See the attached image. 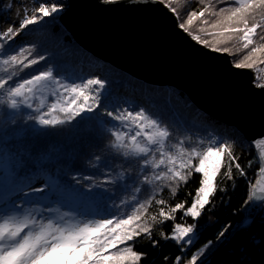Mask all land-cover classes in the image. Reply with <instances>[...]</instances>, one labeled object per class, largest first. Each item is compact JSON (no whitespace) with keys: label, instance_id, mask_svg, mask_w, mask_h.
<instances>
[{"label":"snow or ice","instance_id":"1","mask_svg":"<svg viewBox=\"0 0 264 264\" xmlns=\"http://www.w3.org/2000/svg\"><path fill=\"white\" fill-rule=\"evenodd\" d=\"M103 2L115 4L118 0ZM151 2L163 4L176 17L178 27L197 44L232 56V66L237 70L252 71V85L264 91V0H198L199 10L191 11H187L191 0ZM13 4L19 11L10 26L0 28V50L11 49L30 26L61 10L55 2L49 6L48 0H33L31 10L23 0H0V14L11 13ZM218 4L227 6L217 7ZM182 11L186 18H182ZM31 56V48L21 47L15 54L0 58V71L4 73L0 76V106L6 110L5 115L9 114L7 110L25 107L34 113L28 119L44 128L71 123L86 113L106 116L117 122L109 131L107 148L113 160L122 158V170L113 175L112 169L105 174L108 178L99 181L95 174L73 175L71 180L79 186L73 187L58 174L43 169L23 171L19 159L6 161L0 155V264H140L146 254L137 252L135 245L147 237L154 247L158 246L159 241L153 239L155 225L174 221L178 212L182 213L181 221L201 216L211 197L220 190L217 177L233 180V167L240 176H247L233 152L237 142L241 146L247 143L249 150L256 152L246 165L255 168L248 201H264V136L243 141L233 136L229 141L209 139L207 143L200 140L189 144L186 138L173 142L171 130L144 109L113 108L99 113L105 107L101 91L105 89L104 79L92 76L80 78V83H65L57 79L52 67H37L44 56ZM29 68L33 71L28 78L16 79L23 69ZM45 93L50 103L46 104ZM106 122L99 123L102 126ZM95 161L92 166L99 172L101 157L96 156ZM103 166L111 169L107 160ZM194 174H199L200 179L195 194L189 193L190 205L187 200L170 204L164 198H156L165 189L174 198ZM63 175L66 177L67 173ZM104 185L132 194L117 205L114 196L104 195L109 190ZM141 192L147 193L142 200L136 195ZM108 200L113 201L111 207L117 212L121 208L130 211L116 215L109 209L108 216L99 219H79L88 213H78L75 208L62 211L70 203H103L107 208ZM153 204L158 211L149 215ZM195 227L176 222L170 233L161 231L160 239L175 241L181 247L190 245ZM183 259L177 256L173 264H181ZM197 261L198 256L193 254L185 264Z\"/></svg>","mask_w":264,"mask_h":264},{"label":"trees","instance_id":"2","mask_svg":"<svg viewBox=\"0 0 264 264\" xmlns=\"http://www.w3.org/2000/svg\"><path fill=\"white\" fill-rule=\"evenodd\" d=\"M225 6L227 5H217ZM199 8L198 0H191L187 11ZM181 15L186 18L185 11ZM21 47L33 50L30 58L44 56L45 60L39 61L37 67L41 70L52 67L57 71V79H63L65 83H80V78L88 79L92 76L104 79L105 89L101 91L104 92L102 101L105 107L99 109L101 114L113 108L136 111L144 109L147 114L159 120L162 126L166 125L171 130L173 142L186 138L189 144L200 140L207 143L209 139L229 141L233 136L244 140L235 127L198 109L180 90L145 83L84 51L60 25L57 17L44 18L30 26L11 49L0 50V58L15 54ZM230 58L233 63V57ZM32 71L31 68L23 69L16 79L28 78ZM3 75L0 71V76ZM50 102L48 99V103ZM7 111L9 114L5 115L6 110L0 106V155L6 161L15 162L19 159L23 164V171L43 169L50 174L60 175L62 180H67L73 187H79L71 180L73 175L81 177L95 174V179L99 181L108 178L105 174L112 169L113 175L122 170V158L113 160L107 148L110 141L109 131L117 123L110 118L86 113L71 123L44 128L28 119L30 114H34L30 109L21 107L16 111ZM100 120L107 122L101 126ZM233 152L245 168L247 176H240L233 167V180H227L223 175L217 177L220 190L211 197L201 216L187 217L181 221L182 213L178 212L174 221L155 225L153 239L158 240L159 245L154 247L147 237L141 238L135 245L137 252L146 254L140 264H173L177 256H183L181 264H185L193 254L198 256L197 264H264V203L252 205L253 201H248L249 186L254 180L255 168L246 165L255 154L253 150H249L247 143L241 146L239 142L234 144ZM96 156L101 157L99 172L92 166L96 163ZM104 160L108 161L111 169L103 166ZM64 173H67L66 177ZM199 179V174H194L187 184L179 188L174 198L170 197L167 189L156 198H164L170 204L187 200L190 205L192 196L189 193L195 194ZM104 187L109 189L104 195L114 196L117 205L132 194L130 191H117L112 185ZM136 195L142 200L147 193ZM112 204L113 201L108 200L107 208L103 203L95 202L86 206L76 203L69 205H74L80 212L88 213L84 217L86 219L108 216L109 209L116 215L130 211L129 208H121L117 212L112 209ZM157 211L158 206L153 204L149 215ZM176 222L196 225L190 245L181 247L175 241L160 239L161 231L170 233ZM205 245L208 247L205 248Z\"/></svg>","mask_w":264,"mask_h":264},{"label":"water","instance_id":"3","mask_svg":"<svg viewBox=\"0 0 264 264\" xmlns=\"http://www.w3.org/2000/svg\"><path fill=\"white\" fill-rule=\"evenodd\" d=\"M58 22L84 51L145 83L183 92L244 140L264 136V91L228 54L197 44L163 4L151 0H66ZM255 156L256 152L253 150ZM264 201L253 200L252 205Z\"/></svg>","mask_w":264,"mask_h":264},{"label":"rangeland","instance_id":"4","mask_svg":"<svg viewBox=\"0 0 264 264\" xmlns=\"http://www.w3.org/2000/svg\"><path fill=\"white\" fill-rule=\"evenodd\" d=\"M6 2H8V0H6ZM24 3L28 4L29 9L31 10L33 8V0H23ZM57 3L60 6V11L54 16L57 17L58 20V16L60 14H62L66 8H67V3L66 0H48V4L49 6L51 5V3ZM34 7H39V4H35ZM19 11V9L17 8L16 4H13V8H12V12L9 13L7 16H4L3 14H0V28L6 29L8 26H10V23L13 20H16V13ZM30 14H35L34 12H31ZM45 18H52V17H45ZM8 21V22H5ZM17 25H18V21H17ZM19 36L17 37L16 40H18ZM254 75V73H253ZM45 101L46 104L48 103V94L45 93ZM34 103H36L34 101ZM70 208H75L77 210V212L79 213L80 210H78L74 205H68V207H65L62 209V211H68ZM83 212V211H82ZM84 213V212H83ZM85 216H78L79 219H86L84 218Z\"/></svg>","mask_w":264,"mask_h":264}]
</instances>
